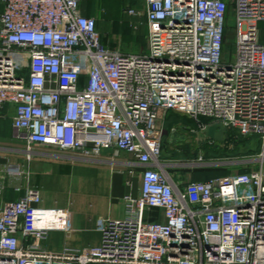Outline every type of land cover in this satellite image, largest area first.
<instances>
[{
  "label": "built area",
  "instance_id": "2783aa9c",
  "mask_svg": "<svg viewBox=\"0 0 264 264\" xmlns=\"http://www.w3.org/2000/svg\"><path fill=\"white\" fill-rule=\"evenodd\" d=\"M126 14L145 18L147 54L105 47L77 0H0V115L13 109L22 146L0 164V264H264V0H143ZM169 112L192 121L172 130L194 135L190 157H163ZM214 124L222 142L258 137L257 156L242 173L187 182L179 171L210 165L191 156L218 144L204 134ZM105 151L139 168L138 195L121 199L123 219L99 223L98 246L46 252L49 230L23 224L41 203L28 164Z\"/></svg>",
  "mask_w": 264,
  "mask_h": 264
},
{
  "label": "crops",
  "instance_id": "0c3cea01",
  "mask_svg": "<svg viewBox=\"0 0 264 264\" xmlns=\"http://www.w3.org/2000/svg\"><path fill=\"white\" fill-rule=\"evenodd\" d=\"M77 1L82 14L96 20L97 31L105 47L126 54L139 55L141 53L137 51V44L143 32L142 34L146 36L143 42L146 48L148 31L145 18L126 14L127 10L142 12L143 0ZM137 24L139 28L134 30L133 26ZM6 110H10L12 115V108H5L3 113ZM164 121L166 123L163 134L164 146H167L168 141L175 142L173 137L177 133L181 143L176 145H188L187 141L182 142L185 138L183 132L178 130L173 133L172 130L184 124L190 127L193 125L192 121L173 112L167 113ZM1 129L3 128L0 126V131ZM8 129L11 136L10 124ZM3 136L0 135V140L5 139L4 134ZM6 138L11 140L12 137ZM14 148L5 149L0 146V164L5 158L13 155L10 150ZM40 155L41 157H37L27 167L30 172V185L40 191L41 203L23 220L24 226L28 229L49 230L44 249L51 254H60L65 247L83 249L98 246L99 223L105 219H123L124 208L121 199L128 194L133 197L138 195L141 182L139 168L130 164L128 156L119 154L124 159L118 160L109 151L103 152L97 160L90 161L77 156L46 152ZM163 157L185 158L184 155L168 157L164 152ZM14 159L23 161L22 154L18 153ZM34 164H38V167ZM127 182L131 183L130 186ZM17 197L18 195L7 192L4 200L12 202Z\"/></svg>",
  "mask_w": 264,
  "mask_h": 264
},
{
  "label": "rangeland",
  "instance_id": "374dc122",
  "mask_svg": "<svg viewBox=\"0 0 264 264\" xmlns=\"http://www.w3.org/2000/svg\"><path fill=\"white\" fill-rule=\"evenodd\" d=\"M231 11V10H229ZM225 39H224V45H223V61L224 64L229 65L233 62L234 56H235V19L233 12H229L226 21H225ZM259 29L262 33V40L261 42H264V24L259 25ZM143 33V32H142ZM140 35V42L137 44V51L141 54H147L146 48L143 44L145 40V35ZM146 42V41H145ZM137 52V53H138ZM11 112L10 110H6L3 115L0 118V126L1 131L0 135H5V139L0 140V146L5 147V149H9L12 147H22L21 145L16 144L12 138H6V137H12V135H9V124L11 125ZM165 121L163 122L162 128H163V134L165 132ZM187 125V124H184ZM2 131H4L2 133ZM230 135L226 133V136ZM175 142H169L167 146L164 148V155L168 157H175V156H183L180 155L184 151L187 152L190 150H194L195 142H194V135H185V138L182 139L183 141L191 142L189 145H185L184 147H180L181 142L179 141L181 138H179L178 133L174 134ZM190 136V137H189ZM4 137V136H3ZM178 137V138H177ZM258 137H248V138H227L222 143H219L217 148L213 149L210 147H202L197 149V151L191 156L192 158H197V156L201 155L204 158V161L206 160L210 165H207L205 167H199L194 170H184L179 171V175L186 177L187 182H200L208 180L212 177H218V176H227L230 174L235 173H242L244 172L251 164L252 162H248L252 159H254L257 156V153L259 151V144H258ZM187 146V147H186ZM189 146V147H188ZM182 148V149H181ZM191 148V149H190ZM17 156V155H16ZM119 156V155H118ZM116 156V159H124L123 156ZM38 157H41V155H38ZM120 162V161H119ZM119 164V163H118ZM35 167H38V164H34ZM34 168V167H33ZM95 234H93L94 236ZM93 239V238H92ZM95 239V238H94ZM92 241V240H91Z\"/></svg>",
  "mask_w": 264,
  "mask_h": 264
},
{
  "label": "water",
  "instance_id": "95a60500",
  "mask_svg": "<svg viewBox=\"0 0 264 264\" xmlns=\"http://www.w3.org/2000/svg\"><path fill=\"white\" fill-rule=\"evenodd\" d=\"M224 127L221 124L208 126L204 132L205 136L213 141L222 142Z\"/></svg>",
  "mask_w": 264,
  "mask_h": 264
},
{
  "label": "trees",
  "instance_id": "16d2710c",
  "mask_svg": "<svg viewBox=\"0 0 264 264\" xmlns=\"http://www.w3.org/2000/svg\"><path fill=\"white\" fill-rule=\"evenodd\" d=\"M163 145H164V144H163ZM215 145H217V144H215ZM215 145L213 146L214 148L212 147L213 149L217 148V146H215ZM218 145H219V143H218ZM184 146H185V145H184ZM184 146L181 145L180 147H184ZM186 147H187V146H186ZM188 147H189V146H188ZM164 148H165V146L163 147V152H164ZM181 149H182V148H181ZM190 149H191V148H190ZM189 152H190V150L187 151V152L184 151L182 154H183L184 156L186 155V157H190ZM182 154H180V155H182ZM178 156H179V155H178ZM175 157H177V156H175Z\"/></svg>",
  "mask_w": 264,
  "mask_h": 264
}]
</instances>
